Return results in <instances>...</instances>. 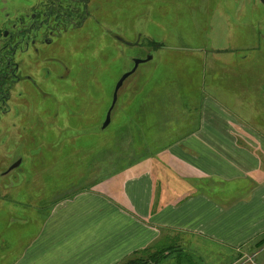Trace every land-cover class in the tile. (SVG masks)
<instances>
[{
    "label": "rangeland",
    "instance_id": "rangeland-1",
    "mask_svg": "<svg viewBox=\"0 0 264 264\" xmlns=\"http://www.w3.org/2000/svg\"><path fill=\"white\" fill-rule=\"evenodd\" d=\"M24 4L0 0V28H7L6 15ZM101 5L103 16L80 42L79 65L70 67L69 73L73 66L79 71L78 98L63 85L61 97L52 94L43 103V127L12 125L9 115L0 124V264H13L25 240L37 231L35 225L24 230L11 222L45 219L62 200L122 170L152 163L185 139L199 136L206 98L207 105L218 100L222 111L241 118L243 129L233 131L236 137L264 139V130H259L264 128V4L106 0ZM148 56L153 59L126 81L113 120L103 129L117 83L134 68L133 60ZM87 60L90 70H82ZM75 103L79 113L73 119L67 108ZM57 107L63 108L58 109L60 121L54 117ZM57 120L61 126H50ZM14 147L17 155L11 154ZM24 155L20 171L3 177ZM161 159L168 165V156ZM260 242L232 258H208L166 244L159 247L165 253L148 264H255L257 250L264 247ZM148 252L139 258L150 260L153 252Z\"/></svg>",
    "mask_w": 264,
    "mask_h": 264
},
{
    "label": "crops",
    "instance_id": "crops-1",
    "mask_svg": "<svg viewBox=\"0 0 264 264\" xmlns=\"http://www.w3.org/2000/svg\"><path fill=\"white\" fill-rule=\"evenodd\" d=\"M207 102L199 136L62 200L45 219L11 222L37 226L23 232L29 238L13 264H123L166 244L232 258L262 241L264 148L254 146L264 139L236 137L241 118ZM255 259L264 264V247Z\"/></svg>",
    "mask_w": 264,
    "mask_h": 264
},
{
    "label": "flooded vegetation",
    "instance_id": "flooded-vegetation-1",
    "mask_svg": "<svg viewBox=\"0 0 264 264\" xmlns=\"http://www.w3.org/2000/svg\"><path fill=\"white\" fill-rule=\"evenodd\" d=\"M24 1L23 7L6 15L8 27L0 28V124L9 115L12 125L21 122L41 128L46 112L44 101L52 94L61 97L63 85L69 88L71 97L78 98L79 71H74L73 66L69 73L70 67L79 65L80 42L86 41L90 27L103 16L101 2L106 0ZM89 64L87 60L81 69L87 66L90 70ZM59 108L54 117L60 121ZM67 113L74 119L73 114L79 113L77 104L68 107ZM58 120L50 126H61ZM16 151L14 147L11 154L17 155ZM25 156L12 163L3 177L20 171Z\"/></svg>",
    "mask_w": 264,
    "mask_h": 264
},
{
    "label": "water",
    "instance_id": "water-1",
    "mask_svg": "<svg viewBox=\"0 0 264 264\" xmlns=\"http://www.w3.org/2000/svg\"><path fill=\"white\" fill-rule=\"evenodd\" d=\"M260 1L262 2V4H264V0H260ZM152 59H153L152 56H148L147 59H135L134 60V68L130 72L124 74L121 77V79L119 80V82L116 85L115 91H113L114 92V94H113V102H112V105H111V107H110V109H109V111L107 113V116H106V119H105L106 121H105V123L103 125V129H107L109 127V125L111 124V121L113 120L112 119V114H113V111H114V109L116 107L115 105H117V103H118L119 92L123 88V86L126 83V81L129 79V77L133 76L137 72V70L140 67V65L145 64L146 62H149ZM14 168L15 167H13L12 169H14Z\"/></svg>",
    "mask_w": 264,
    "mask_h": 264
},
{
    "label": "trees",
    "instance_id": "trees-1",
    "mask_svg": "<svg viewBox=\"0 0 264 264\" xmlns=\"http://www.w3.org/2000/svg\"><path fill=\"white\" fill-rule=\"evenodd\" d=\"M261 243V245H264V238L262 239V241L260 242ZM163 253H165V252H163ZM161 251H160V249L156 252V253H154V254H152L150 257H149V259L150 260H145V259H142V258H139L138 256L137 257H135V258H133V259H129V260H127L125 263H123V264H148V261L150 262V261H152V260H157L158 258H159V256H161V254H163ZM144 254H146V252L144 253ZM153 256V257H152Z\"/></svg>",
    "mask_w": 264,
    "mask_h": 264
}]
</instances>
